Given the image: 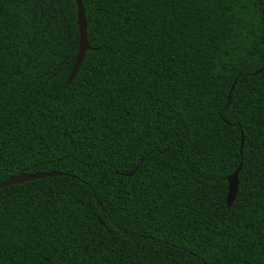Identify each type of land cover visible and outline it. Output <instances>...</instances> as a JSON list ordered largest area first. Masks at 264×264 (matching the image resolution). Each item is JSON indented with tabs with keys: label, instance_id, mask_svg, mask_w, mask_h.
<instances>
[{
	"label": "trees",
	"instance_id": "16d2710c",
	"mask_svg": "<svg viewBox=\"0 0 264 264\" xmlns=\"http://www.w3.org/2000/svg\"><path fill=\"white\" fill-rule=\"evenodd\" d=\"M82 2L66 86L76 1L0 0V185L55 174L0 189V264H264V0Z\"/></svg>",
	"mask_w": 264,
	"mask_h": 264
},
{
	"label": "water",
	"instance_id": "95a60500",
	"mask_svg": "<svg viewBox=\"0 0 264 264\" xmlns=\"http://www.w3.org/2000/svg\"><path fill=\"white\" fill-rule=\"evenodd\" d=\"M77 9H78V26H79V49H78V54L76 57V62L74 64L73 70L71 72V75L66 83V86L70 85L71 82L76 78L79 70L82 67V64L84 62V59L86 57V54L89 50H91V47L88 43V38H87V23H86V17H85V10H84V5L82 0H75ZM243 147V143H242ZM242 152V150H241ZM241 170V166L238 168V170L229 176L228 178V195H227V206L228 208L232 207L238 193V188H239V173ZM55 174H25V173H20L18 176L10 179L9 181L3 183L0 185V189L10 186V185H15V184H20L28 181H33L41 178H46V177H51L54 176Z\"/></svg>",
	"mask_w": 264,
	"mask_h": 264
}]
</instances>
